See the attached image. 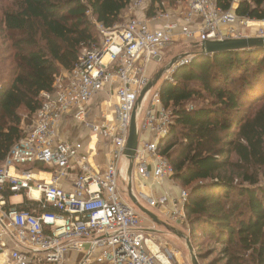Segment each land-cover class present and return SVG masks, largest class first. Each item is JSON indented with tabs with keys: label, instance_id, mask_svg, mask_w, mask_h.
Returning <instances> with one entry per match:
<instances>
[{
	"label": "built area",
	"instance_id": "built-area-1",
	"mask_svg": "<svg viewBox=\"0 0 264 264\" xmlns=\"http://www.w3.org/2000/svg\"><path fill=\"white\" fill-rule=\"evenodd\" d=\"M239 1L234 0L228 10L218 0H176L173 6L164 1L160 10L145 17L151 0H131L125 21L113 27L96 23L100 41L83 49L75 67L56 78L53 91L41 94L34 122L0 165V264H173L178 260L175 247L158 243L155 230L144 226L141 212L118 191L120 166L133 113L137 124L143 114L139 97L152 82L146 68L156 56L162 59L164 50L175 42L202 46L208 40L264 38V26L255 35L245 32L257 20L235 12ZM193 57L188 53L173 63L169 82ZM152 89L142 100L149 105L140 128L150 138L139 143L134 172L162 185L174 180L175 169L161 155L159 145L171 134L175 115L172 107L163 104L161 87L153 93ZM102 92L111 99L114 93L117 102L95 110L91 103ZM69 120L98 135L94 155L104 154L106 164L93 163L84 141L65 134ZM44 171L50 173V180L36 177ZM66 182L71 189L64 186ZM16 195L39 201L40 209L20 210L12 202ZM141 196L152 207L172 203L173 221L188 222L186 189L176 198L167 193Z\"/></svg>",
	"mask_w": 264,
	"mask_h": 264
},
{
	"label": "trees",
	"instance_id": "trees-1",
	"mask_svg": "<svg viewBox=\"0 0 264 264\" xmlns=\"http://www.w3.org/2000/svg\"><path fill=\"white\" fill-rule=\"evenodd\" d=\"M164 1L176 3L151 0L145 17ZM233 1L218 4L228 10ZM130 2L12 0L1 9L9 56L0 60V165L34 122L41 94L53 91L61 72H70L83 49L100 41L96 23L122 22ZM235 12L264 20V0H241ZM191 44L193 59L161 86L175 124L159 151L172 163L174 180L189 190L191 235L204 241L198 259L264 264V104L238 121L246 105L264 102V48L205 54L199 42ZM17 205L40 209L28 198ZM206 241L211 248L202 247Z\"/></svg>",
	"mask_w": 264,
	"mask_h": 264
},
{
	"label": "rangeland",
	"instance_id": "rangeland-1",
	"mask_svg": "<svg viewBox=\"0 0 264 264\" xmlns=\"http://www.w3.org/2000/svg\"><path fill=\"white\" fill-rule=\"evenodd\" d=\"M11 2L12 0H0V60L3 58H7L9 56V54L6 51L7 45L5 44L6 41L4 38L3 29H2L3 25L1 23V18H2L1 9L6 7L8 4H11ZM125 18H127V16H125ZM122 21H125V19ZM194 48L195 47L192 46L191 42L189 41L188 42H177V43L175 42L172 46L164 50L163 58L160 61L153 60L147 65L146 74H147V77L151 79V81L156 80L157 76L160 75L157 81V84L152 89L153 90L152 93L155 92L158 88H160L163 83L169 82V79H167V75L172 73L174 65L177 64V61L174 62V65L173 64L171 65V63L174 60H177L183 57L185 54L191 53L190 51L193 50ZM64 73L65 72L63 71L61 72V74H64ZM113 95L115 94L113 93ZM113 95H112V99L110 98V96H106V98L111 99L113 102L116 103L117 101L116 96L114 97ZM112 101H110L109 105L113 103ZM263 104L264 102L262 103L254 102L252 104L246 105L244 112H243V116L239 118L238 121L242 118H246L247 116H250L251 114H253L254 110L257 109L258 107H262ZM148 105H149V102L145 100L138 106L139 111L143 110V114L139 117V123H138L140 142L143 138L148 137V133H145V131H141L140 129L142 126V121L144 117L143 115H144V112L147 110ZM79 125L72 123L68 126L73 127L72 131H77V130H80V128H82ZM72 131L65 130V134L70 137L71 135L74 136L73 135L74 132ZM81 131H84V129H82ZM161 155L163 154L161 153ZM136 165L137 163L135 161L133 165V169L131 170V167H130L131 160H129L128 157L123 158L121 162L120 174L118 178V185H117L118 191L124 197L126 202H128L132 207H134L136 210L141 212L143 216L144 226H146L147 228H150L151 230H155V232L153 233L157 234V236L155 237L158 243H163L165 241L170 243V246L175 247L176 252L178 253V256H179L178 259H185L186 262L188 261V264H193L192 259H191V253H190V246L193 248L194 253L197 255V252L201 249L199 245L202 244L204 241L193 238V236L191 235V228L188 222L187 223H182V222L176 223L174 221L172 222L167 217L163 215H159L155 207L150 206L147 202H145L144 200L138 197V192L135 188V179L137 177L135 176V173H134V170L136 169ZM171 183L173 184L172 187L174 186L176 188L186 189L178 181H171ZM130 186L132 187V189H134V190L131 189L132 192L134 191L133 193L135 194L136 197H138L139 205L145 209L152 211L153 213H155V215L156 213L158 214L159 217L158 216L157 217L159 218V223L154 224L155 221L152 218H150L148 215L144 214L141 211L140 207L137 206L131 200L130 195H129ZM22 200H23L22 195H16L12 198L13 203H20L22 202ZM211 246H212L211 242L206 241L202 247H204V249H207V248H211ZM175 262L176 264H179L177 259ZM175 262L173 264H175ZM199 263L204 264V262H201L200 260H199ZM70 264H73V263L71 262Z\"/></svg>",
	"mask_w": 264,
	"mask_h": 264
},
{
	"label": "crops",
	"instance_id": "crops-1",
	"mask_svg": "<svg viewBox=\"0 0 264 264\" xmlns=\"http://www.w3.org/2000/svg\"><path fill=\"white\" fill-rule=\"evenodd\" d=\"M142 15H143V13L141 12V16ZM263 26H264V23H261L260 21H257V22L252 23L250 26H247L245 28V32L248 33L249 35H255L257 30H258V28L263 27ZM113 96L115 97V95H113ZM110 100L111 99L106 98V94L102 92L92 101V103H91L92 104V108L95 109V110H99V111H100V109H107ZM72 123H75L77 125L80 124L79 126H81L82 128H80V130H77V131H72L73 127L72 126H68V125H70ZM82 129H84V131H81ZM64 130H70V131L74 132L73 133L74 136L71 135L72 139H82L84 141L85 150H86V152L89 155H91L93 163L102 162V163L106 164V156L104 154H100L98 156L94 155L96 150H98V145H99V143H98V135L97 134H95L94 132H92L91 130L86 128L83 124H81L79 122H76L74 120H69L67 122V125H66ZM134 173H135V176H136L137 175L136 172H134ZM36 177L40 178V179H44V180H50L51 179V175H50V173L48 171L37 172L36 173ZM171 181L172 180H165L162 183V185H155L154 181L151 178L142 179V178H140L138 176L135 179V188H136V190L138 192V197L141 198L142 200H144L147 203H148V201L141 196V193H143V192H145V193H147L149 195H153V196L154 195H162V194H165V193L168 192L167 194L170 193L169 195H171V197H173V198L179 197L181 189L180 188H176L174 186L172 187L173 184L171 183ZM173 181H175V180H173ZM64 186H67V187H69V189H71V187L69 185V182H66V184H64ZM134 196H135V194H134ZM138 197H136L137 200H138ZM138 202H139V200H138ZM155 208L157 209V212H158L159 215H163V216L167 217L168 219H170L173 222V219L171 218V212H172V209H173L172 203H168V204H166L164 206H157ZM158 214L156 213V216H158ZM154 224H157V223L154 222ZM178 263L179 264H188V261L186 262L185 259H178Z\"/></svg>",
	"mask_w": 264,
	"mask_h": 264
},
{
	"label": "water",
	"instance_id": "water-1",
	"mask_svg": "<svg viewBox=\"0 0 264 264\" xmlns=\"http://www.w3.org/2000/svg\"><path fill=\"white\" fill-rule=\"evenodd\" d=\"M252 48H264V38L262 37H244L239 39H225L216 41H205L202 43V50L205 54H215L224 51H234V50H246ZM161 56H156V60H160ZM177 60H174L171 65ZM160 75L157 76L156 80L152 81L149 86H147L141 93L138 104L140 105L146 93L153 88L159 79ZM140 143V134L138 130L136 111L133 113L130 136L127 142V149L125 152L126 157L131 160V170L133 169L136 153ZM132 187L129 188V195L131 200L140 207L141 211L150 216L156 223H159L158 217L150 210L145 209L139 205L137 198L132 192ZM191 259L193 264H200L197 255L194 253L193 248L190 246Z\"/></svg>",
	"mask_w": 264,
	"mask_h": 264
}]
</instances>
